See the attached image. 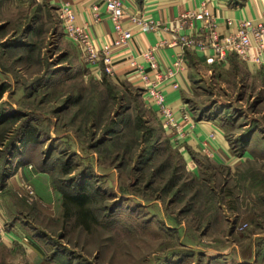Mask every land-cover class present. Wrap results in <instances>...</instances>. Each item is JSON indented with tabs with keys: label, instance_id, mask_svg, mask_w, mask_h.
<instances>
[{
	"label": "rangeland",
	"instance_id": "374dc122",
	"mask_svg": "<svg viewBox=\"0 0 264 264\" xmlns=\"http://www.w3.org/2000/svg\"><path fill=\"white\" fill-rule=\"evenodd\" d=\"M71 43L57 8L0 0V221L13 237L0 264H264L263 77L198 68L190 107L224 125L236 159L206 153L191 169L144 90L95 76ZM62 191L89 198L90 229L64 217Z\"/></svg>",
	"mask_w": 264,
	"mask_h": 264
},
{
	"label": "crops",
	"instance_id": "0c3cea01",
	"mask_svg": "<svg viewBox=\"0 0 264 264\" xmlns=\"http://www.w3.org/2000/svg\"><path fill=\"white\" fill-rule=\"evenodd\" d=\"M38 4L48 5L51 8H58L65 3H70L77 14L76 24L85 26L93 34L94 44L98 49L113 44L115 40V29L104 5H99V18L96 20L93 6L96 0H34ZM205 5L209 11L216 17L219 33L227 34L234 31L241 21H250L252 23H261L264 21V0H124L125 14L122 21L124 29L132 33L129 42L118 49H114L113 63L115 65V74L111 78L117 83L129 84L130 86L143 90V83L133 71L130 60L134 59L138 64L147 67V63L142 53L148 49L156 48V57L160 69L174 68L178 53L181 48L177 45L166 44L160 46L162 41H170L173 38L167 27L174 28L177 25V19L188 11L199 10ZM133 19L153 20L161 24V29L152 31L145 29ZM227 20L232 21V25L227 27ZM188 30H182L181 33ZM70 41V40H69ZM171 42V41H170ZM169 43V42H168ZM73 44V43H71ZM181 64L180 70L174 77L164 82L161 86L168 106L173 111L177 120L182 123L185 131V138L177 143L169 129L166 132L171 135L176 148L179 149L186 164L194 169L197 156L205 155L209 151L213 160L218 163L223 160L232 163L235 156L231 152V144L224 125L219 120L213 118H204L195 116L190 107V97L194 92V78L198 68H211L212 70H230L238 65L244 69V74L248 77L261 75L264 79V70L252 63L244 62L233 55L224 62H218L212 50L201 51L193 48L186 51V55ZM91 71H96L100 66H88ZM150 72V71H149ZM200 72V71H198ZM151 73V72H150ZM153 76V73L151 74ZM177 85V87H175ZM143 91V98L145 99ZM147 105H149L146 102ZM151 108L156 112L160 122L156 106ZM184 110H189L191 118L183 119ZM164 124V123H163ZM247 151H243L245 155ZM25 168H17L12 174L10 180L21 182L19 176H26ZM46 173L34 175L35 184L42 187L49 186V179ZM27 177V176H26ZM15 178V179H14ZM39 190V187H38ZM1 211V210H0ZM12 241V240H11ZM8 241L7 244H9Z\"/></svg>",
	"mask_w": 264,
	"mask_h": 264
},
{
	"label": "built area",
	"instance_id": "2783aa9c",
	"mask_svg": "<svg viewBox=\"0 0 264 264\" xmlns=\"http://www.w3.org/2000/svg\"><path fill=\"white\" fill-rule=\"evenodd\" d=\"M28 1V0H26ZM93 6L96 20L99 18V5L106 6L108 13L115 29V40L112 45L98 49L94 44L93 34L88 27L76 24L77 14L70 3H65L57 8V15L60 21L63 34L72 41L81 51L84 61L88 66H100L95 71V76L107 74L113 76L115 65L113 63L114 49L125 46L132 38V33L122 26L125 14L124 0H96ZM205 5L199 10L188 11L177 19L176 27L169 28L173 33L170 41H162L160 46L171 44L181 48L178 53L174 68L160 69L156 57V48H151L142 53L147 63V67L138 64L134 59L130 60L132 71L140 77L146 102L156 106L157 112L162 119L164 127L169 129L179 143L186 134L182 123L177 120L173 111L168 106L161 86L164 82L171 79L180 70L183 60L186 59V51L196 48L201 51L210 49L214 52L218 62H224L231 56L235 55L244 62L251 61L254 65L264 70V21L261 23H252L250 21H241L234 31L227 34H220L216 17L209 11ZM145 29L158 31L161 24L153 20L133 19ZM227 27L232 25L231 20H227ZM182 30H188L181 33ZM169 42V43H168ZM151 73H150V72ZM153 73V76L151 74ZM177 87V85H175ZM191 113L184 110L183 119L189 120ZM206 153H210L205 150ZM10 231H7L0 221V244L7 245L8 241L13 240Z\"/></svg>",
	"mask_w": 264,
	"mask_h": 264
},
{
	"label": "trees",
	"instance_id": "16d2710c",
	"mask_svg": "<svg viewBox=\"0 0 264 264\" xmlns=\"http://www.w3.org/2000/svg\"><path fill=\"white\" fill-rule=\"evenodd\" d=\"M18 141L11 144V149L15 155V149L17 145H22L30 140H34V135L32 131H26ZM175 183H173L174 185ZM62 201L64 207V217L68 219L75 218L77 223L81 225L86 230L90 229L91 224L96 222L95 215L92 209L89 207V198L86 195H76L69 193L67 191H62Z\"/></svg>",
	"mask_w": 264,
	"mask_h": 264
}]
</instances>
